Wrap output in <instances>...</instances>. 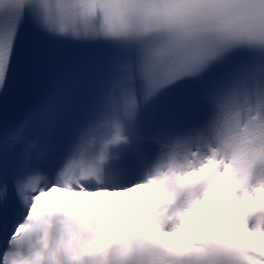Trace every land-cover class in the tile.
Here are the masks:
<instances>
[{"label":"snow or ice","instance_id":"snow-or-ice-1","mask_svg":"<svg viewBox=\"0 0 264 264\" xmlns=\"http://www.w3.org/2000/svg\"><path fill=\"white\" fill-rule=\"evenodd\" d=\"M57 212L264 264V0H0V264Z\"/></svg>","mask_w":264,"mask_h":264},{"label":"clouds","instance_id":"clouds-1","mask_svg":"<svg viewBox=\"0 0 264 264\" xmlns=\"http://www.w3.org/2000/svg\"><path fill=\"white\" fill-rule=\"evenodd\" d=\"M76 15L77 10L72 9L73 20ZM168 163L179 169L184 159L177 156L165 161V164ZM153 179H167L173 187H178L163 169L154 173ZM48 207L46 202H42L40 211L43 213ZM167 207L158 209L156 214L162 215ZM262 216L264 212H258L253 219L259 222ZM147 229L145 218L130 216L125 212L122 213L119 232L107 231L97 237L93 230L63 213L45 214L38 221L21 226L25 236L6 250L7 264H154L159 257H164L166 264H197L192 255L167 253L143 244ZM173 243L183 245L184 242L174 240ZM208 264H224V259L213 256Z\"/></svg>","mask_w":264,"mask_h":264}]
</instances>
